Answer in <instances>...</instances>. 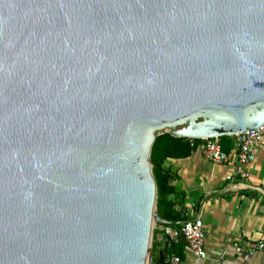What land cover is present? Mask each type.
<instances>
[{"label":"water","instance_id":"water-1","mask_svg":"<svg viewBox=\"0 0 264 264\" xmlns=\"http://www.w3.org/2000/svg\"><path fill=\"white\" fill-rule=\"evenodd\" d=\"M262 125L264 0H0V264H163L156 137Z\"/></svg>","mask_w":264,"mask_h":264},{"label":"crops","instance_id":"crops-1","mask_svg":"<svg viewBox=\"0 0 264 264\" xmlns=\"http://www.w3.org/2000/svg\"><path fill=\"white\" fill-rule=\"evenodd\" d=\"M232 148L223 150L230 157L222 164L208 161L200 143L188 156L163 162V168L171 172L169 183L175 190L169 198L175 200V208L186 218L199 216L205 234V258L193 254L185 242L180 255L169 251L180 257L179 264H264V252L244 257L231 247L236 240L255 241L264 236V146L256 148L245 181L234 175ZM228 174L233 175L229 180ZM162 224L157 226L153 262L160 251L166 250L168 238Z\"/></svg>","mask_w":264,"mask_h":264},{"label":"built area","instance_id":"built-area-1","mask_svg":"<svg viewBox=\"0 0 264 264\" xmlns=\"http://www.w3.org/2000/svg\"><path fill=\"white\" fill-rule=\"evenodd\" d=\"M192 140V139H190ZM201 151L203 156L214 164H222L228 161L229 154L224 152L219 142V137L203 138L201 141ZM264 146V125L254 130L245 131L234 135L232 152L234 153V175L240 181H245L249 177L248 166L253 163L256 157V148ZM232 174H228L226 179H231ZM244 186V185H243ZM158 226V225H157ZM163 233L170 243L184 241L190 250L200 258L206 257L205 234L202 221L199 216L190 218L184 217L173 226L164 222L161 225ZM235 254L244 257H251L257 252H264V236L255 241L236 240L231 244ZM180 257L172 253H164L163 264H179Z\"/></svg>","mask_w":264,"mask_h":264},{"label":"trees","instance_id":"trees-1","mask_svg":"<svg viewBox=\"0 0 264 264\" xmlns=\"http://www.w3.org/2000/svg\"><path fill=\"white\" fill-rule=\"evenodd\" d=\"M234 136L223 135L219 137L222 150L228 152L233 147ZM202 139L194 138L190 140L184 137H174L169 133H163L156 137L152 149L150 160L152 163V173L157 186L156 208L158 216L170 225L177 226L178 222L184 219L182 211L175 208V200L169 195L175 194L174 187L169 183L171 172L163 168L166 158H180L188 156L195 150ZM165 254L169 251L181 254L184 241L170 243L167 239Z\"/></svg>","mask_w":264,"mask_h":264},{"label":"rangeland","instance_id":"rangeland-1","mask_svg":"<svg viewBox=\"0 0 264 264\" xmlns=\"http://www.w3.org/2000/svg\"><path fill=\"white\" fill-rule=\"evenodd\" d=\"M158 225V224H157Z\"/></svg>","mask_w":264,"mask_h":264}]
</instances>
